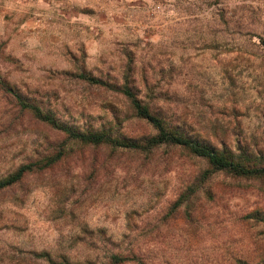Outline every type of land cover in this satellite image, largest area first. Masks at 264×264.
<instances>
[{
  "label": "rangeland",
  "instance_id": "374dc122",
  "mask_svg": "<svg viewBox=\"0 0 264 264\" xmlns=\"http://www.w3.org/2000/svg\"><path fill=\"white\" fill-rule=\"evenodd\" d=\"M260 39L264 0H0V179L64 153L0 191V264L81 263L119 245L123 264H264V178L212 172L176 147L64 144L12 94L73 128L152 135L126 83L201 98L202 125L264 140Z\"/></svg>",
  "mask_w": 264,
  "mask_h": 264
},
{
  "label": "trees",
  "instance_id": "16d2710c",
  "mask_svg": "<svg viewBox=\"0 0 264 264\" xmlns=\"http://www.w3.org/2000/svg\"><path fill=\"white\" fill-rule=\"evenodd\" d=\"M259 47L264 52L263 39H260ZM78 78L91 85L103 84L85 73H79ZM152 88H158V85H153ZM7 90L12 92L11 89ZM117 90L127 101L134 116L152 128L154 131L152 135L137 139L119 138L113 137L104 129L73 128L61 123L49 112L27 103L18 93L12 94L21 108L27 109L34 118L60 134L64 144L104 146L111 150L120 149L145 154L162 146L176 147L191 156L205 160L212 172H223L244 179L264 178V140L254 135L244 136L243 129L238 126L202 125L201 98L199 103L189 97L167 92L157 94L147 92L139 96L133 87L126 83ZM63 156V151L58 150L36 163L21 165L10 175L0 179V191L15 185L29 172L54 165ZM120 248L119 245L116 247L118 252L89 258L81 263H72L65 256H58L55 259L46 256L45 261L47 264H123L130 261V249L124 248L120 251Z\"/></svg>",
  "mask_w": 264,
  "mask_h": 264
},
{
  "label": "crops",
  "instance_id": "0c3cea01",
  "mask_svg": "<svg viewBox=\"0 0 264 264\" xmlns=\"http://www.w3.org/2000/svg\"><path fill=\"white\" fill-rule=\"evenodd\" d=\"M113 1L116 4L123 5V6L125 5V3L136 4V5H145V4L150 2V0H113Z\"/></svg>",
  "mask_w": 264,
  "mask_h": 264
}]
</instances>
